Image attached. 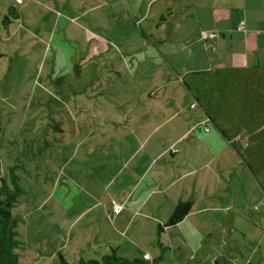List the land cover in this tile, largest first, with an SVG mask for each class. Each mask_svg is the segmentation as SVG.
<instances>
[{
	"label": "crops",
	"instance_id": "1",
	"mask_svg": "<svg viewBox=\"0 0 264 264\" xmlns=\"http://www.w3.org/2000/svg\"><path fill=\"white\" fill-rule=\"evenodd\" d=\"M42 1L70 2L23 0L19 5L14 0H0V52H21L27 44L31 51H43L25 31L22 13ZM93 1L91 10L109 6L125 9L135 24L147 20V31L158 21H168L166 15L171 24L173 11L183 15L179 20L182 28L192 31L205 49L180 52L188 60L184 76L195 75L203 100L197 99L198 109L196 105L191 108L190 101L193 112L175 108L161 114L154 119L156 125L152 116L132 114L84 125L82 143L87 145L72 149L66 178L50 194L54 214L57 207L63 211L58 219H51V226L46 223L44 231L36 234L42 246L37 263H59L60 256L68 264L101 261L114 253L128 261L157 264H264L263 257L254 259L261 251L257 237L253 241L249 235L246 246L235 237L241 233L246 238L252 227L257 230V222L264 221V211L252 207L254 201L264 205V183L251 175L260 168V161L255 156L245 159L250 157V146H261L260 133L247 131L256 142L251 145L247 133L230 131L237 117L242 116L244 124L252 119L249 84L257 81L259 88L264 87V0ZM90 9L84 7L83 12L90 14ZM118 13L107 15L123 14ZM32 18L42 17L35 13ZM241 23L243 29L239 30ZM203 32H217L219 37L202 42ZM141 34L151 36L143 29ZM165 56L172 58L175 53ZM224 83L227 91L219 97L207 90ZM240 86L243 93L237 89ZM3 101L1 98L0 118L4 116ZM207 118L209 122H205ZM65 184L72 185L74 193ZM180 202H189L190 210L180 221L169 224ZM113 203L122 206L117 214L112 212ZM47 243L51 246L46 247Z\"/></svg>",
	"mask_w": 264,
	"mask_h": 264
},
{
	"label": "rangeland",
	"instance_id": "2",
	"mask_svg": "<svg viewBox=\"0 0 264 264\" xmlns=\"http://www.w3.org/2000/svg\"><path fill=\"white\" fill-rule=\"evenodd\" d=\"M93 3V0H70L67 4L42 1L32 5L22 11L23 27L43 51H31L27 44L21 52H0L3 53L0 99H4V116L0 118V190L4 191V185L12 190L15 184L21 189L10 209L14 238L19 242L14 249L18 264H60L57 260L37 263L42 246L36 234L44 231L46 223L51 226V219H58L63 211L57 207L54 214L50 194L66 178L72 149L82 150L87 145L82 143L84 125L99 124L96 121L99 118L111 122L119 114L152 116V124L156 125L158 121L154 119L161 114L171 113L175 108L190 113L195 105L198 109L197 101L203 100L197 92L195 75L184 76L188 60L180 52L205 49L192 31L182 28L179 20L183 15L173 11L171 24L166 15L168 21H158L155 28L147 31V20L135 24L125 9L107 6L91 10ZM84 7L91 13L83 12ZM118 12L122 16L107 15ZM35 13L42 18H32ZM102 13L105 17L101 18ZM141 29L151 36H143ZM166 52L175 56L168 58ZM169 83L170 87L165 88ZM257 83L249 84L251 89L245 88L252 91V119L244 124L242 116L237 117L231 122L230 131L247 133L251 145L256 142L247 131L260 133L261 146L250 147L261 152L251 151L245 159L260 161V168L253 169L251 175L264 183V87L259 88ZM226 85L207 90L219 97ZM237 89L244 92L242 86ZM66 186L74 193L72 185ZM253 205L264 211L260 202L254 201ZM256 226L257 230L252 227L246 238L235 233L244 246L250 240L249 235L253 241L256 237V242L261 241V251L254 259L264 258V221ZM50 246L47 243L46 247Z\"/></svg>",
	"mask_w": 264,
	"mask_h": 264
},
{
	"label": "trees",
	"instance_id": "3",
	"mask_svg": "<svg viewBox=\"0 0 264 264\" xmlns=\"http://www.w3.org/2000/svg\"><path fill=\"white\" fill-rule=\"evenodd\" d=\"M2 189L4 191L0 190V264H18V255L14 253V249L18 246L19 242L14 238L15 224L11 217L10 209L17 201V195L21 193V189L16 184L12 190L6 185ZM189 210V202H180L176 206L169 224L180 221ZM58 258L61 264H68L61 256ZM75 264H157V262L148 263L142 259L128 261L112 253L105 256L101 261H79Z\"/></svg>",
	"mask_w": 264,
	"mask_h": 264
},
{
	"label": "built area",
	"instance_id": "4",
	"mask_svg": "<svg viewBox=\"0 0 264 264\" xmlns=\"http://www.w3.org/2000/svg\"><path fill=\"white\" fill-rule=\"evenodd\" d=\"M17 4H22L23 0H14ZM239 30H242L243 29V23H241L239 25ZM219 37V34L217 32H203L201 34V41L202 42H205L207 40H213L215 38H218ZM214 49V48H213ZM205 122H209V119L207 118ZM206 130H208L207 127H205ZM122 210V206L120 204H116V203H113L112 204V212L114 214H117L119 213L120 211ZM145 259H147V256H145Z\"/></svg>",
	"mask_w": 264,
	"mask_h": 264
}]
</instances>
